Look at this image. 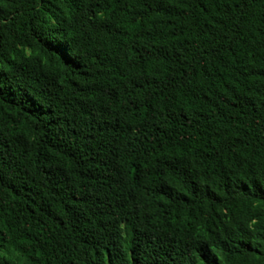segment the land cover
I'll list each match as a JSON object with an SVG mask.
<instances>
[{"label": "trees", "instance_id": "1", "mask_svg": "<svg viewBox=\"0 0 264 264\" xmlns=\"http://www.w3.org/2000/svg\"><path fill=\"white\" fill-rule=\"evenodd\" d=\"M0 264H264V0H0Z\"/></svg>", "mask_w": 264, "mask_h": 264}]
</instances>
